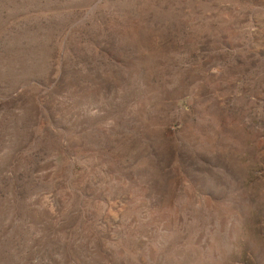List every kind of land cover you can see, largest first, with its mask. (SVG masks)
<instances>
[{
  "label": "rangeland",
  "instance_id": "1",
  "mask_svg": "<svg viewBox=\"0 0 264 264\" xmlns=\"http://www.w3.org/2000/svg\"><path fill=\"white\" fill-rule=\"evenodd\" d=\"M0 264H264V0H0Z\"/></svg>",
  "mask_w": 264,
  "mask_h": 264
}]
</instances>
